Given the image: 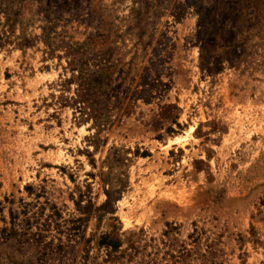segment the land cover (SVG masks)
Here are the masks:
<instances>
[{"label":"rangeland","instance_id":"374dc122","mask_svg":"<svg viewBox=\"0 0 264 264\" xmlns=\"http://www.w3.org/2000/svg\"><path fill=\"white\" fill-rule=\"evenodd\" d=\"M0 264H264V0H0Z\"/></svg>","mask_w":264,"mask_h":264},{"label":"trees","instance_id":"16d2710c","mask_svg":"<svg viewBox=\"0 0 264 264\" xmlns=\"http://www.w3.org/2000/svg\"><path fill=\"white\" fill-rule=\"evenodd\" d=\"M102 68H98L97 70L91 71L90 73L87 70H80V84H86L88 87H92L95 85H98L100 82L102 83L103 78V72ZM88 89V88H87ZM83 93H85L83 89ZM80 97H83L80 95ZM167 229L163 231V235L168 236L173 226L167 225ZM196 231V230H195ZM99 244H102L106 247V259H118L119 257H124L126 255L127 249H120L122 242L119 237L111 236L109 234L103 235L99 241ZM134 250V245L131 246ZM185 247L181 249L180 256H183L188 250H186ZM129 255V254H127ZM202 257L205 256V254L201 255Z\"/></svg>","mask_w":264,"mask_h":264}]
</instances>
